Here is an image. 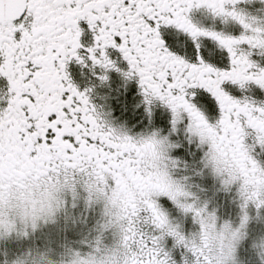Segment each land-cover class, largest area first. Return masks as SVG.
Segmentation results:
<instances>
[{
    "label": "snow or ice",
    "instance_id": "obj_1",
    "mask_svg": "<svg viewBox=\"0 0 264 264\" xmlns=\"http://www.w3.org/2000/svg\"><path fill=\"white\" fill-rule=\"evenodd\" d=\"M244 2L251 0H0V264H52L53 242L37 236V219L12 238L5 210L47 201L78 178L90 197L105 199L95 241L82 242L98 264H109L108 253L116 264H264V16L247 13ZM73 64L101 83L111 71L135 80L149 122L158 103L170 133L183 126L203 167L222 177L220 190L234 189L230 240L208 246L204 221L217 209L194 203L159 163L175 166L164 150L179 145L156 129L114 127L91 102L92 87L73 82ZM113 200L119 207L109 211ZM177 216L199 233H186Z\"/></svg>",
    "mask_w": 264,
    "mask_h": 264
},
{
    "label": "rangeland",
    "instance_id": "obj_2",
    "mask_svg": "<svg viewBox=\"0 0 264 264\" xmlns=\"http://www.w3.org/2000/svg\"><path fill=\"white\" fill-rule=\"evenodd\" d=\"M156 113V109H153L154 117L161 118V122L159 123L161 127L154 128L160 131L161 135H168L171 143L179 145V147L170 149L169 156L172 159L177 161L178 167L174 170L172 175L174 178H182L186 177V184L191 185V191L195 193V195L199 198V203L207 202L209 210L212 208L217 209V216L219 219L217 220V226H219L221 221L231 220L233 224H235L236 220L234 217L236 216L237 209L234 204V189L232 192H223L220 190V185L217 180H215L208 169L203 167L202 163V151L197 147V142L193 140L191 143L186 138V133L183 130V126H179L178 130L175 134L170 133L169 126V114L165 109H161ZM125 119L134 120L133 113H125L123 115ZM121 128L125 131L126 128L121 126ZM128 132V131H127ZM192 148L194 151H197V164L194 172L188 173L184 171L185 162L180 160L176 154H185L190 153ZM178 151V152H177ZM201 175V181H204L206 184V189L202 190L197 188V179H193L194 177H199ZM87 193L81 188L80 183L75 185V195L72 193L65 192L63 195L64 200V209L61 213L58 214L56 221L52 224H40L37 220V223L40 226V230L37 233V236L40 239L47 238L51 240L52 246L55 247L60 242L66 241L71 237L79 236L81 232V226L83 224H87L88 221L84 216L81 219H77L76 215L78 213L82 214L83 211H86L89 207L85 203V197ZM43 203L41 198L39 200L35 199L34 202H28L27 204H13L9 206L5 210V219L9 221L12 225L13 231L11 233L12 238H15L17 232H22L25 228V224L27 223L30 227L33 217H35L37 208L39 205ZM91 206H97L96 209L99 211V215L102 216V205L96 204ZM251 215H255L254 210H249ZM90 214H95L94 211H89ZM176 216L175 211L172 213ZM231 214L234 215L233 219ZM178 221L181 223L183 229L186 233L194 232L197 229V225L192 224L190 217H179L177 216ZM102 222V221H101ZM253 229H260V226L256 223L252 225ZM264 230V229H260ZM105 242H110L111 236L110 233H105ZM174 255L177 259H179L178 252H174Z\"/></svg>",
    "mask_w": 264,
    "mask_h": 264
},
{
    "label": "flooded vegetation",
    "instance_id": "obj_3",
    "mask_svg": "<svg viewBox=\"0 0 264 264\" xmlns=\"http://www.w3.org/2000/svg\"><path fill=\"white\" fill-rule=\"evenodd\" d=\"M240 7L251 15L264 16V9L261 8L258 0L241 3ZM193 15L195 20L203 21L206 24L210 23L200 12H195ZM216 27H221L219 22ZM226 30L233 34H238L240 31L239 26L234 24H229ZM119 67L124 69L125 65L121 63ZM68 70L73 82L81 89L92 87L91 102L114 127L121 128L123 126L131 135L151 132L154 128L161 127L159 124L162 121L161 118H156L154 115L153 117L151 115V122H149V116L145 112V105L135 80L126 81L119 73L111 71L108 73L109 79L101 83L87 68L82 69L79 65L73 64L69 66ZM94 71L98 72L99 69ZM252 94L258 96V92ZM153 109H156L157 113L163 108L155 103L151 106L152 114ZM125 113H133L134 120L125 119L123 116Z\"/></svg>",
    "mask_w": 264,
    "mask_h": 264
},
{
    "label": "clouds",
    "instance_id": "obj_4",
    "mask_svg": "<svg viewBox=\"0 0 264 264\" xmlns=\"http://www.w3.org/2000/svg\"><path fill=\"white\" fill-rule=\"evenodd\" d=\"M169 149L164 150L165 156L169 155ZM211 162L214 165H218L220 168H226L227 162L221 160H216L215 158H210ZM159 163L163 166L167 164L169 171L172 173L174 170L178 167L176 164L175 166L172 165L171 161H166L164 159H161ZM209 172L211 173L212 177L217 180L220 184V180L222 177L213 174L211 168L209 169ZM173 180L175 181L176 185L181 187L184 191L191 193V198L194 203L199 204V198L195 195L194 192H192L191 185L186 184V177L182 178H174L172 175ZM77 183H80L81 188L87 193V196L85 197V203L89 206L100 204L102 205V223H104V213H105V199L103 195H99L96 193H93L90 197L88 191L85 188V180L84 178H78L75 180V182L70 181L67 184H61L58 186V188L53 191L50 194V199L47 201H43L37 208L35 218L39 221L40 224H52L56 221L58 214L61 213L64 209V200L63 195L65 192L72 193L75 195V185ZM37 200H39V196L36 197ZM119 207L118 204H116V201L113 200V202L108 205L109 211H111L113 208ZM219 217L217 216L215 219L206 218L204 221V232L203 236L204 239L207 241V244L210 248H219V244L221 242V236L224 237L226 240H230L232 236L234 235L233 230L226 226L225 221H221L219 226H217V220ZM253 223H256L255 217H253ZM261 227L264 228V221H261ZM99 225V226H100ZM199 229H196L194 232L199 233ZM99 232V228H98ZM97 232V234H98ZM264 234V233H261ZM96 236H94L90 243L95 241ZM197 239H199V236L197 235ZM239 244V241H237V246ZM85 248H81L79 245H73L72 243L67 244H57L55 247L52 246V250L48 253L49 259L52 262V264H61V261H63V264H94V261H99L98 257H95L93 253H90L88 250H84ZM69 250H71L69 252ZM105 259L109 260V264H116L117 257L112 255L111 253H108L105 255Z\"/></svg>",
    "mask_w": 264,
    "mask_h": 264
},
{
    "label": "trees",
    "instance_id": "obj_5",
    "mask_svg": "<svg viewBox=\"0 0 264 264\" xmlns=\"http://www.w3.org/2000/svg\"><path fill=\"white\" fill-rule=\"evenodd\" d=\"M178 152V151H177ZM181 153V152H179ZM177 153L176 155L178 157H180V160L184 161L185 164H184V171L185 172H188V173H191V172H194L195 169H196V164H197V151H194V149L192 148L191 152L190 153H185V154H179ZM195 178L197 179V188L199 189H202V190H205L206 189V184L204 181H201V175L198 177H194L193 179L195 180ZM97 206H89L88 209L89 211L93 212L95 214H90L88 210L86 211H83L82 214L78 213L76 215V218L77 219H81L83 218L84 216L86 217V220L88 221V223L85 225L83 224L81 226V229H80V233H79V236L77 237H71L69 239H67L66 241H63V242H60L59 244H67V243H72L74 246L75 245H79L81 248L84 247V244L82 242H90L91 239L97 235V232H98V228H99V225L102 221V216L99 215V211L98 209H96ZM231 217L233 219L234 215L231 214ZM235 219V217H234ZM84 250H87V249H84Z\"/></svg>",
    "mask_w": 264,
    "mask_h": 264
}]
</instances>
